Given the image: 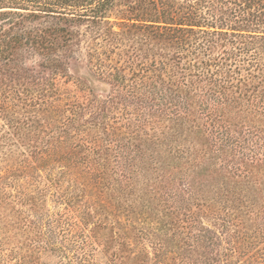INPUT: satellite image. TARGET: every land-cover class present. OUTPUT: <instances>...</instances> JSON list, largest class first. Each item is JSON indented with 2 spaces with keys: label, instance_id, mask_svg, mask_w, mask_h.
<instances>
[{
  "label": "trees",
  "instance_id": "trees-1",
  "mask_svg": "<svg viewBox=\"0 0 264 264\" xmlns=\"http://www.w3.org/2000/svg\"><path fill=\"white\" fill-rule=\"evenodd\" d=\"M0 231V264H264V0H0Z\"/></svg>",
  "mask_w": 264,
  "mask_h": 264
},
{
  "label": "rangeland",
  "instance_id": "rangeland-1",
  "mask_svg": "<svg viewBox=\"0 0 264 264\" xmlns=\"http://www.w3.org/2000/svg\"><path fill=\"white\" fill-rule=\"evenodd\" d=\"M111 20H113V18H111ZM84 44L82 45V51L84 52ZM69 68H68V71H69V73H70V75L73 77V78H80L81 80H83L84 82H87V83H89L90 82V84H91V86L94 88V91L95 92H100V93H98V94H100V96H104L105 95V93H103V91H107L106 90V87H104V86H102L101 87V85H99V84H97V83H99V82H97L93 77H91L89 74H88V70H87V67H86V64H85V62L83 61V59H80L79 61H72L71 60V63H70V65L68 66ZM63 81H64V79H60V84L62 85L61 86V90H62V93H64V92H69V93H76L77 94V96H81L82 95V93H79L78 91H77V89H76V87L74 86V84H73V82H71V81H68L67 83H64L63 84ZM89 81V82H88ZM99 86V87H98ZM64 96H66L65 94H64ZM117 132H120V133H123L122 131H117ZM127 131L125 130V132L124 133H126ZM24 148V147H23ZM57 170V169H56ZM62 170H58L57 172H56V174H55V177L56 178H59V175H60V172H61ZM204 171V174L205 175H203V177L202 178H200L199 179V181H201V182H204V178H205V176H206V174H209V175H211L210 173H209V167L208 166H205V169L203 170ZM151 174V175H150ZM150 174H148V176L147 177H152V176H155L154 175V173H150ZM155 177H157V176H155ZM59 179H61V182L60 183H62V187L63 188H65V191H70V187H69V185L66 183L67 182V180H68V178H67V175L66 174H62V176L59 178ZM187 179H189L188 177H187ZM196 180V179H195ZM81 181V180H80ZM81 182H83V181H81ZM136 192H141V191H136ZM107 193H108V191H107ZM138 195H140V193H138ZM135 198V196H130L129 197V199H131V200H133ZM141 200V199H140ZM129 202L131 203V205H133V208H139V206H138V204L139 203H136V204H134V203H132V201H130L129 200ZM45 204V207H44V210L43 211H46L47 209L48 210H50V211H55V210H63V208H64V205L63 204H59V203H55L53 200H52V198L51 197H47V200H46V202L44 203ZM134 210V209H133ZM156 210V209H155ZM157 216H158V218H160V217H162V219H163V221H165V220H167L168 218L165 216H162V213H160V210L158 209V207H157ZM125 213H127L126 211H125ZM132 213H130L128 216H130ZM122 215V214H121ZM121 215H119V216H121ZM138 217L140 218V219H137L136 218V216H135V214L133 213V220H136V223H138L137 221H140V220H147V222H149V221H152L153 220V215L152 214H144V215H138ZM121 220L122 221H125L124 220V217H122L121 216ZM206 222V221H205ZM152 223H153V221H152ZM139 224V223H138ZM123 225V224H122ZM127 229V232H128V234H131V232H130V230H128V228H126ZM11 232H13V230L11 231ZM11 232H10V234H11ZM0 235H2V233H1V231H0ZM130 236V235H129ZM16 243V240L15 239H11L10 240V246H12V245H14ZM110 249H109V251H112L113 249H114V245L112 244V245H110V247H109ZM109 255V254H108ZM130 254H129V252H127L126 253V256H129ZM98 258V261H100V262H102V264H103V260H105L104 258H102V256H97ZM38 258H39V260H40V262H41V264H51L52 262H54L55 260H56V258H54L53 256H52V254L51 253H49L48 251L47 252H44V251H41L39 254H38Z\"/></svg>",
  "mask_w": 264,
  "mask_h": 264
}]
</instances>
